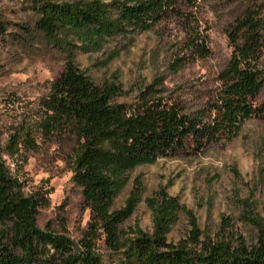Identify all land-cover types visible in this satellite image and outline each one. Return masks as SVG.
<instances>
[{
  "label": "rangeland",
  "instance_id": "rangeland-1",
  "mask_svg": "<svg viewBox=\"0 0 264 264\" xmlns=\"http://www.w3.org/2000/svg\"><path fill=\"white\" fill-rule=\"evenodd\" d=\"M259 1L193 0L179 6L189 14L188 22L169 14L147 30L129 29L107 37L100 45L73 34L66 39L75 45L71 49L75 64L95 84L113 82L120 88L118 101L139 103L149 87L147 98L175 102L191 112L216 98L218 74L233 49L227 30ZM34 4L35 0H0V156L26 195L45 198L38 209L37 226L78 242L88 228L90 211L81 187L72 179L76 142L68 135L43 137L38 130L40 101L69 55L36 29ZM191 38L204 42L205 56L190 49ZM262 64L264 67V51ZM256 102L264 105V86ZM26 132L35 141L32 148L22 140ZM17 133L18 147L9 152L7 146ZM122 179L111 209L124 207L135 193L133 209L120 225L126 233L135 229L152 232L150 201L164 191L179 203L166 234L168 241L188 238L190 213L200 239L235 242L241 238L253 243L264 226V120L248 118L236 136L222 137L201 149L192 145L175 155L137 165ZM95 249L102 264H118L120 255L107 248L101 230Z\"/></svg>",
  "mask_w": 264,
  "mask_h": 264
},
{
  "label": "trees",
  "instance_id": "trees-1",
  "mask_svg": "<svg viewBox=\"0 0 264 264\" xmlns=\"http://www.w3.org/2000/svg\"><path fill=\"white\" fill-rule=\"evenodd\" d=\"M181 3L193 0H35L36 29L69 55L40 101L38 130L43 137L74 138L72 179L81 187L90 220L78 242L38 227L37 213L45 198L26 195L0 156V264H102L95 249L99 230L107 248L120 255L118 264H264V226L250 244L241 238L235 242L200 239L196 221L188 213V238L172 243L166 234L179 209L175 197L161 191L157 200L150 201V234L140 229L126 233L120 228L133 209L134 192L124 207L111 209L127 170L192 145L201 149L222 137L236 136L248 118L264 120V105L256 102L264 86V0L245 9L229 26L227 36L233 49L218 74L216 98L196 111L147 98L149 87L139 103L118 101L120 88L115 83L95 84L71 57L75 45L66 39L68 35L100 45L129 29L147 30L169 14L188 22L190 16L180 10ZM188 44L195 54L208 53L204 42L191 38ZM176 62L180 65L179 59ZM19 138L17 133L10 140L9 152L17 149ZM22 140L28 148L35 146L29 132Z\"/></svg>",
  "mask_w": 264,
  "mask_h": 264
}]
</instances>
